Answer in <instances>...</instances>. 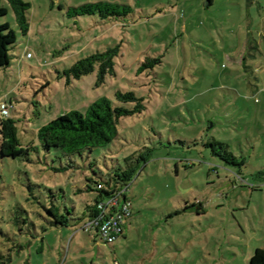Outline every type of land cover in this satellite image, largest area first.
Instances as JSON below:
<instances>
[{"label": "rangeland", "instance_id": "obj_1", "mask_svg": "<svg viewBox=\"0 0 264 264\" xmlns=\"http://www.w3.org/2000/svg\"><path fill=\"white\" fill-rule=\"evenodd\" d=\"M0 1L8 9L0 24L8 22L18 39L11 64L0 68V119L6 102L21 147L33 148L19 158L0 152V264H250L264 248V70L247 45L259 40L257 7L247 0H24L31 3L25 36ZM100 1L134 11L109 20L70 13ZM117 44L115 75L100 82L95 70L68 81L64 72L76 61ZM147 57L162 62L137 75ZM117 90L134 91L146 109L121 119L112 144L82 156L44 151L42 126L101 97L115 100ZM212 142L227 144L236 162L215 155ZM145 148L154 153L137 163L126 237L107 244L82 220L52 224V204L81 217L97 195L86 190V177L107 178ZM199 202L204 210L192 206Z\"/></svg>", "mask_w": 264, "mask_h": 264}, {"label": "trees", "instance_id": "obj_2", "mask_svg": "<svg viewBox=\"0 0 264 264\" xmlns=\"http://www.w3.org/2000/svg\"><path fill=\"white\" fill-rule=\"evenodd\" d=\"M7 1L15 14L16 22L22 34L25 36L28 35L30 32L28 12L31 8V3L25 2L24 0ZM211 4L212 0H208V6ZM133 11L134 8L129 4H119L109 1L87 3L70 9L72 16L94 15L102 20L127 17ZM7 14L8 9L2 6L0 1V18ZM17 41V32L11 25L8 22L0 24V68L7 67L11 64L12 55L10 52ZM120 50L121 44H117L104 51L93 52L76 61L65 70L64 74L68 76L69 81L70 78H81L97 70L99 81H104L107 75L116 74V58L119 56ZM161 62V57H147L139 66L137 75L153 70L157 65L161 64ZM144 100L143 97L138 96L134 91L117 90L115 92V100L106 96L101 97L92 102L85 112L72 110L42 126L37 133L40 145L44 151L50 152L55 149L69 157L73 155L82 156L86 152L92 153L96 149L106 148L119 137L118 125L122 118L140 114L145 111L146 105ZM128 104L132 105L128 107ZM206 145L211 147L212 152L220 156L223 160L227 162L233 160L236 162L237 158L229 150L227 144L212 142ZM32 149L21 147L18 138V129L14 119L7 116L0 119V152L2 157L19 158L29 156ZM153 153V148H145V151L140 153L139 156L133 154L126 157L124 159L125 164L123 166H114L107 178L103 176L97 177V175H95L98 179H94L93 176H87L86 190H94L97 192L95 200L90 204H86L85 212L81 217H74L69 209L64 213L55 204H52V207L48 209V212L53 218L52 224L58 227H68L71 226L72 223H76V221L77 223L80 222V220H82V222L85 220L86 222L88 219L95 216L97 202L104 196L109 195L110 189H116L125 185L130 186L132 180L137 175L139 168L137 163H147L152 158ZM67 169L68 168L64 167L56 169V171L60 172ZM100 181L105 183V188L102 190L96 187L97 183ZM92 183L94 187H91ZM192 206H196L197 210H204L201 202L193 204ZM189 208L191 207H185L184 211ZM178 213H180L179 210L176 211V214ZM132 216L133 213L131 217ZM73 219L77 220L74 221ZM123 234L119 237L123 236ZM92 235L97 237L95 233ZM250 264H264V248L259 247L256 249L254 255L250 259Z\"/></svg>", "mask_w": 264, "mask_h": 264}, {"label": "built area", "instance_id": "obj_3", "mask_svg": "<svg viewBox=\"0 0 264 264\" xmlns=\"http://www.w3.org/2000/svg\"><path fill=\"white\" fill-rule=\"evenodd\" d=\"M1 109L3 115L9 116L10 112L6 102L1 104ZM96 187L102 190L105 188V183L100 181ZM129 191V185L110 189L109 195L97 202L95 216L88 219L82 229L90 234L95 233L107 244H114L123 234L124 226L133 213V202Z\"/></svg>", "mask_w": 264, "mask_h": 264}, {"label": "crops", "instance_id": "obj_4", "mask_svg": "<svg viewBox=\"0 0 264 264\" xmlns=\"http://www.w3.org/2000/svg\"><path fill=\"white\" fill-rule=\"evenodd\" d=\"M248 1V8L250 9L253 6L257 7V11L259 12V16H262L263 20H264V15H262L261 12H264V4L260 3L259 0H247ZM214 0H212V4L213 5ZM251 14H249V17L251 19ZM260 21V20H259ZM256 25L255 23H252L251 26L253 27L254 25ZM258 29L257 31V35L259 36V40H257L256 38H254L252 36L251 40L248 38V46H251V48H253L252 50H255V54L251 55L250 57H252L254 59V62H257V65L260 61H262L261 63L263 64L262 67L257 68V70L261 69L264 70V52L262 50H264V21H260L257 25ZM249 43H251V45H249ZM262 56V57H261ZM82 194V193H81ZM133 215H134V210H133ZM132 218L133 216L126 222L125 224V228H124V234L123 236L126 237L128 234V230L129 227L131 225L132 222ZM85 222V220H83V223ZM120 238V237H119Z\"/></svg>", "mask_w": 264, "mask_h": 264}]
</instances>
